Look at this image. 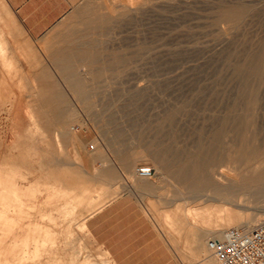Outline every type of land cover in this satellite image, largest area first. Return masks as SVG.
Segmentation results:
<instances>
[{
  "label": "rangeland",
  "instance_id": "374dc122",
  "mask_svg": "<svg viewBox=\"0 0 264 264\" xmlns=\"http://www.w3.org/2000/svg\"><path fill=\"white\" fill-rule=\"evenodd\" d=\"M242 4L251 11L224 22V9ZM89 22L98 63L103 54L102 76L98 68L87 85L93 98L15 99L38 85L8 82L29 45L0 0V264H112L95 244L96 228L141 218L166 240L169 264H219L207 244L214 236L202 242L204 254L193 234L241 220L255 219L254 228L264 222V196L194 201L177 170L205 149L210 161L199 173L241 181L264 170V0H103ZM56 87L68 95L69 84ZM220 155L238 160L216 163ZM143 165L154 168L151 178L138 176ZM167 213L180 218L173 228Z\"/></svg>",
  "mask_w": 264,
  "mask_h": 264
},
{
  "label": "crops",
  "instance_id": "0c3cea01",
  "mask_svg": "<svg viewBox=\"0 0 264 264\" xmlns=\"http://www.w3.org/2000/svg\"><path fill=\"white\" fill-rule=\"evenodd\" d=\"M4 2L23 32L25 45H29L24 47L23 57L17 59L19 64L16 65L18 73L15 79L8 82L38 85L30 95H16L15 99L93 98L87 85L97 82L98 68L102 76L103 54L100 49L98 63V50L94 46L96 41L91 37L96 34V27L89 21L98 9H102L103 0ZM58 84L70 85L67 96L58 90ZM61 137L66 139L64 135ZM92 146L88 150L97 159L99 154L93 152L95 147ZM87 156L84 150V162H88ZM54 158L53 154L55 163ZM110 169L114 181L119 182L120 176L115 173V168L111 166ZM121 196L130 197L131 194L124 193ZM117 203L118 206L122 204L120 201ZM93 239L103 258L112 261V264H169V259L172 260L168 255L166 240L142 218L103 222L96 228Z\"/></svg>",
  "mask_w": 264,
  "mask_h": 264
},
{
  "label": "bare ground",
  "instance_id": "6f19581e",
  "mask_svg": "<svg viewBox=\"0 0 264 264\" xmlns=\"http://www.w3.org/2000/svg\"><path fill=\"white\" fill-rule=\"evenodd\" d=\"M251 11V6L250 5H246V4H242L240 5L239 7H235L233 9H228V8H225L224 9V16L228 17V19H225V17L223 18V20H225L224 22H227L226 20H229V19H235V18H239L244 16L245 14L249 13ZM230 17V18H229ZM106 19L101 17L100 20L101 22ZM233 19V20H234ZM238 19V20H239ZM232 20V21H233ZM236 20V19H235ZM234 20V21H235ZM229 22V21H228ZM231 22V20H230ZM104 24V23H103ZM106 24V23H105ZM3 37V36H1ZM2 39V38H1ZM235 135H237L239 133V130L234 132ZM217 141V140H216ZM215 142V140H214ZM218 144V142H216ZM246 144V142H244ZM262 143V142H261ZM260 143V145H262ZM254 144V142H253ZM256 144V142H255ZM254 144V145H255ZM259 143L257 142V145ZM264 144V143H263ZM215 145V144H214ZM244 145V144H242ZM249 145V144H247ZM246 146V145H245ZM244 146V147H245ZM251 146V145H250ZM263 146V145H262ZM238 147V146H237ZM241 147V146H240ZM252 147V146H251ZM255 147V146H254ZM260 148V146H258ZM214 148L218 149L217 146H215ZM243 148V146H242ZM249 148V146H248ZM216 149H212V150H216ZM237 149V148H236ZM236 149H234L235 151L234 152H237L239 151L241 153L242 149H238L236 151ZM243 149H246V148H243ZM258 149V148H257ZM261 149V148H260ZM201 150V149H200ZM211 150V151H212ZM251 150V148H250ZM249 150V151H250ZM252 150H256L255 148L252 149ZM209 151L210 150H201V151H196L195 155H193L192 157L193 158H190L188 163H181V165H179V168L177 170L178 172V175L176 176V178L179 179L180 183L186 187H188L189 189V192L191 194H194V201L196 200H199V199H203L205 198V201L207 202H218V203H221L223 205H234L235 203H237L239 200H240V197L241 195L243 194H249V193H252L253 196H258L259 198H261V196H264V170H258L256 171H253V173H251L250 176L249 173H247L248 175H241V181H234L232 179H229L227 177H225L221 172H213L212 174H206V173H199V171L202 169L200 166L201 165V161L202 159L206 158V162L208 163V160H209ZM221 151V149L219 150ZM223 151V150H222ZM231 151V150H230ZM248 149L246 151L249 152ZM252 152V151H251ZM260 150H257V151H254V157L252 156V153L251 154V158H249V155H246L245 156V159L247 160L248 158V162H251L253 161V159H255L256 161V157L257 154L260 155ZM263 152V150H262ZM231 153V152H230ZM238 153V152H237ZM244 153V152H243ZM245 153V154H246ZM219 154H222L219 153ZM242 154V153H241ZM240 154V156L242 157V155ZM262 154V153H261ZM244 155V154H243ZM166 157V159L164 158H161V162L163 164H166L167 163V159L170 158L168 156V153L165 152L164 155ZM216 157V158H215ZM241 157L238 156V158L240 159L239 161L241 162H244L243 160H241ZM244 157V156H243ZM242 157V158H243ZM264 158V155L262 156ZM178 158V157H177ZM213 158V157H212ZM211 158V159H212ZM233 157L231 156H228V157H225L223 155H220V156H214V160L217 162H220V163H225L226 162H230L231 160L233 161L232 159ZM236 160L237 159V156L235 158ZM235 159L233 162H235ZM244 159V160H245ZM259 159L260 161V158H257ZM213 160V159H212ZM245 160V161H246ZM262 160V159H261ZM199 161V162H197ZM210 161V160H209ZM264 161V159H263ZM175 162V160H174ZM187 162V161H186ZM197 162V163H196ZM239 162V163H240ZM247 162V161H246ZM200 163V164H199ZM210 163V162H209ZM238 163V162H237ZM206 164V163H205ZM213 164V163H211ZM173 165V164H172ZM210 165V164H209ZM208 166V164H207ZM212 166H216V164L212 165ZM167 168V167H166ZM177 168V167H176ZM259 169V168H258ZM137 175V174H136ZM140 177V176H139ZM75 184V183H74ZM56 187V186H55ZM57 188V187H56ZM60 189V188H59ZM61 191H63L62 189H60ZM68 191V190H67ZM64 192V191H63ZM49 199V198H48ZM57 201V200H56ZM78 205V204H77ZM75 205V209H76V206ZM78 207V206H77ZM80 208V207H79ZM247 209V208H246ZM257 211H260L262 209H256ZM70 212V211H69ZM75 212V215H76V211L74 210ZM173 213V212H172ZM172 213H167L164 217V220H165V223L169 226V227H172L173 228V225L176 221H179V217L177 214H179V212L177 214H172ZM181 213V212H180ZM185 213L184 216L185 218L187 219L189 217V213H188V208L185 209V211L183 212ZM182 215V213L180 214ZM247 216V215H246ZM241 219V218H240ZM245 219V218H244ZM56 220V219H55ZM253 220L255 219H252L251 222H253ZM57 221V220H56ZM249 221V220H248ZM251 222H246V220H241L237 225L236 227H239L241 228L242 230H250L251 228H253V225ZM3 224V223H2ZM4 226V224H3ZM32 227V226H31ZM7 228V227H6ZM26 228V227H25ZM42 228V231L40 230V227L39 229L37 230H40L41 232H43V229L45 230V228L43 226H41ZM27 229V228H26ZM29 229H31L29 227ZM35 229V228H34ZM204 229V228H203ZM1 230V229H0ZM3 230V229H2ZM1 230V231H2ZM6 230V229H5ZM36 230V229H35ZM26 231H29L28 229ZM39 231V232H40ZM56 231V230H55ZM38 232V231H36ZM224 233H225V229L223 227H216L214 229H206V230H201V231H196L194 234H193V244L195 247H197L201 253H204L205 254V249L203 248V245H202V242L205 240L206 237L208 236H214V238H221V237H224ZM2 234V233H1ZM0 234V235H1ZM4 234V233H3ZM20 235V234H19ZM5 237V236H4ZM9 238V236H8ZM11 238V237H10ZM12 240H14V238H12ZM6 241V240H5ZM7 241H10L9 239H7ZM3 242V241H2ZM10 243V242H9ZM2 244V243H1ZM5 245V244H4ZM14 245V244H13ZM11 248V246H9ZM9 248V249H10ZM13 249V248H12ZM20 249V248H19ZM209 249V248H208ZM7 250V249H6ZM5 252V250L3 251ZM10 252V251H9ZM7 253H8V250H7ZM12 253V251H11ZM13 254V253H12ZM4 261V260H3ZM212 261L211 259L209 260V264H217L216 262H210ZM1 263V262H0ZM11 263V262H9ZM208 263V262H207Z\"/></svg>",
  "mask_w": 264,
  "mask_h": 264
},
{
  "label": "built area",
  "instance_id": "2783aa9c",
  "mask_svg": "<svg viewBox=\"0 0 264 264\" xmlns=\"http://www.w3.org/2000/svg\"><path fill=\"white\" fill-rule=\"evenodd\" d=\"M137 174L151 178L154 168L139 166ZM207 244L219 264H264V222L249 231L239 227L228 228L223 238H211Z\"/></svg>",
  "mask_w": 264,
  "mask_h": 264
}]
</instances>
